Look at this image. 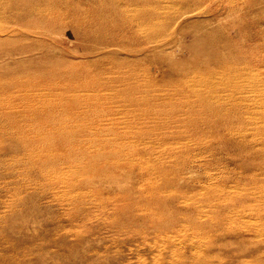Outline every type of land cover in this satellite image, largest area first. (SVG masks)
<instances>
[{
  "label": "rangeland",
  "instance_id": "rangeland-1",
  "mask_svg": "<svg viewBox=\"0 0 264 264\" xmlns=\"http://www.w3.org/2000/svg\"><path fill=\"white\" fill-rule=\"evenodd\" d=\"M188 4L0 0V264H264V0Z\"/></svg>",
  "mask_w": 264,
  "mask_h": 264
},
{
  "label": "bare ground",
  "instance_id": "bare-ground-1",
  "mask_svg": "<svg viewBox=\"0 0 264 264\" xmlns=\"http://www.w3.org/2000/svg\"><path fill=\"white\" fill-rule=\"evenodd\" d=\"M189 1H192V0H175V2H177L179 5H180V7H178V8H176V7H174V5H171V6H169L168 7V9H171L172 11H173V9H175L173 12H176V13H174L175 14V16H176V18H180L181 16L182 17H184L185 15H187V14H189L191 11H192V8H189V4H188V2ZM197 1V0H196ZM170 2H171V0H170ZM195 3V2H194ZM196 3H199V2H196ZM178 10V11H177ZM179 12V13H178ZM38 13H40V10H38ZM175 18V19H176ZM61 21H62V19H61ZM61 25V24H60ZM64 25V24H63ZM62 26V25H61ZM147 48V47H146ZM117 63V62H116ZM122 67V66H121ZM260 140L261 141H264V140H262V138H260ZM177 148H179V147H177ZM177 148H175V149H177ZM184 148H185V146H184ZM181 150H183V149H181ZM185 150V149H184ZM183 150V151H184ZM185 152V151H184ZM178 153H179V151H178ZM211 187V186H210ZM244 193V192H243ZM243 196V195H242ZM235 197V196H234ZM245 197V196H244ZM233 198V197H232ZM243 198V197H242ZM235 199V198H234Z\"/></svg>",
  "mask_w": 264,
  "mask_h": 264
}]
</instances>
